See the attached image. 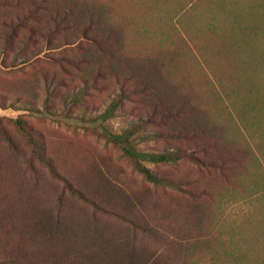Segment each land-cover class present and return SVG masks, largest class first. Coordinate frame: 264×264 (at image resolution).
<instances>
[{"label":"rangeland","instance_id":"1","mask_svg":"<svg viewBox=\"0 0 264 264\" xmlns=\"http://www.w3.org/2000/svg\"><path fill=\"white\" fill-rule=\"evenodd\" d=\"M87 1L103 6L101 19L114 30V50L120 51L122 41L129 55L165 61L164 69L145 70L178 83L195 107L223 129L221 137L233 143L232 155L223 157L224 172L211 169L209 159L202 166L190 158L179 166H150L183 182L185 177L186 182L199 180L183 186L198 193L197 198L175 190L170 194L152 190L100 128V116L112 107L119 87L99 81L96 66L95 70L92 65L82 66L83 71L58 62L34 70L0 66V92L9 99L0 106V251H30L31 243H37L32 221L51 213L59 198L64 226L115 225L112 217L102 214L94 221V208L34 159L32 146L16 124L21 119L38 134L46 158L58 172L88 197L109 191L118 198L126 189L146 199V206L158 203L163 211L182 207L176 228L183 238L201 223L212 230L215 241L225 240L226 251L217 258L228 264H264V0ZM72 52H67L68 57L79 60L78 52ZM61 54L51 55L57 59ZM124 74L129 76L130 70ZM84 78L88 80L83 83ZM107 80H113L112 73ZM120 100L117 117L105 124L115 134L132 127L133 117L147 112L140 104ZM172 144L182 143L140 142L146 149ZM221 146L225 155L230 148L227 143ZM205 190L213 196H201ZM115 209L120 211L117 202ZM115 227H122L118 220Z\"/></svg>","mask_w":264,"mask_h":264},{"label":"trees","instance_id":"2","mask_svg":"<svg viewBox=\"0 0 264 264\" xmlns=\"http://www.w3.org/2000/svg\"><path fill=\"white\" fill-rule=\"evenodd\" d=\"M102 9L103 6L87 0H0V66L10 71L28 67L34 70L35 66L50 62H58L61 66L68 64L79 71H83L82 66L92 65L90 68L94 70L96 66L99 81L119 87L112 107L100 116V128L105 138L119 147L134 170L149 183L150 189H164L169 194L177 191L197 198L198 193L183 186L197 184L199 180L186 182L185 177L183 182L180 177L175 178L150 166H179L189 158L202 166L209 159V163L213 161L211 169L219 168L224 172L227 161L223 157L232 155L233 143L221 137L223 129L195 107L193 101L180 91L178 83L163 78L161 73L157 77L145 70L164 69L165 61L129 55L130 50L118 40L120 51L113 49L114 30L103 24ZM72 51L78 52L79 60L68 57L67 52L72 54ZM117 51L124 54L119 55ZM55 52L63 54L54 59L51 54ZM129 70V76L124 74ZM110 73L113 76L111 81L107 80ZM87 80L84 78L82 82ZM47 81L45 78L44 82ZM120 97L124 103L140 104L147 112L136 115L137 120L133 117L132 127L115 134L105 124L117 117ZM8 100L6 94L0 92V106ZM36 112L41 113L37 108ZM16 124L32 146L34 159L45 165L51 176L61 180L71 193L94 208V221L102 214L112 217L115 225L90 222L84 227L77 225L76 229L82 230L78 233L75 228L61 224L59 212L63 201L59 198L58 206L51 213L32 221L37 243H31L30 251H0V264H228L216 257L226 251L225 240L215 241L216 237L208 227L201 223L197 227L196 224L193 231L182 237L176 228L182 218V207L163 211L158 203L146 206V199L140 200L126 189L120 191L118 198L109 191L101 192L95 198L88 197L58 172L52 160L46 158V148L38 134L27 128L21 119L16 120ZM146 141L182 144L142 148L140 142ZM7 142L11 143L10 140ZM225 143L230 149L224 155L221 145L225 146ZM28 162L36 171L35 165ZM201 196H213V193L205 190ZM116 202L120 211L115 209ZM117 220L122 227H115ZM77 236L79 239L75 242Z\"/></svg>","mask_w":264,"mask_h":264}]
</instances>
